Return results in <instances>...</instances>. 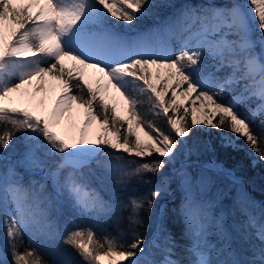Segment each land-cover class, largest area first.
Masks as SVG:
<instances>
[{
	"label": "snow or ice",
	"instance_id": "snow-or-ice-1",
	"mask_svg": "<svg viewBox=\"0 0 264 264\" xmlns=\"http://www.w3.org/2000/svg\"><path fill=\"white\" fill-rule=\"evenodd\" d=\"M169 7L175 11L161 28L132 40L117 34L115 24L109 26L119 22L134 28ZM161 32L180 43L178 53L173 55L167 42L153 43ZM65 60L73 62L71 68ZM89 69L99 74L95 87L86 79ZM49 78L60 82L54 97L48 96ZM112 90L123 99L127 117L120 115ZM139 95L148 97L170 131L145 120ZM77 108L83 110L79 124L73 123ZM95 126L99 133L93 137ZM210 130L219 133L218 143L205 142L204 150L228 158L243 153L253 168L264 167V0L244 5L233 0L224 8L177 7L168 0H0V160L10 161L0 173V208L12 264H69L46 260L35 248L17 251L25 233L59 239L83 264H185L171 258L179 247L172 234L160 236L167 232L163 202L172 196L174 183L182 193L177 214L190 241L187 264H264V204L257 208L239 196L226 212L227 193L207 198L214 180L204 169L239 183L234 172L215 161L189 162L200 155L197 133ZM169 165L173 168L165 173ZM85 169L101 187L108 182L112 191L132 194L118 204L103 200L83 180ZM25 175H40L52 187L46 192L44 183L37 188L32 179L33 203L27 207L20 196L27 191ZM65 201L80 215L129 209L130 231L122 238L99 239L92 227L73 220L61 235L49 210H59ZM141 212L157 222L151 241L135 230ZM236 212L244 219L229 225V214ZM149 247L161 248L163 259L149 258Z\"/></svg>",
	"mask_w": 264,
	"mask_h": 264
},
{
	"label": "trees",
	"instance_id": "trees-1",
	"mask_svg": "<svg viewBox=\"0 0 264 264\" xmlns=\"http://www.w3.org/2000/svg\"><path fill=\"white\" fill-rule=\"evenodd\" d=\"M164 10V11H163ZM160 14V15H159ZM167 14V10L163 9L158 13V17ZM142 103L139 105V110L143 114L144 118L148 122L154 123L157 127L164 131H170L167 120L163 115L157 116L155 115L153 109L148 104V99L139 98ZM171 114V113H170ZM219 134H204L203 132H198L196 135V140L194 143L200 149V155L197 157L195 155L189 157L190 162H219L224 164L229 170L233 171L236 176L243 178V181L239 183H233L232 179L224 175L223 173H216L215 171L204 169L208 176H211L214 180L213 185L207 193L208 199H213L215 194L219 192L227 193L225 198L222 201V206L226 204L229 205L228 209H230V205H232L238 198L239 189L247 188L245 191L248 194H251V191L254 190L261 194H264V167L257 166L253 168L249 161H247L246 156L243 153L235 154L233 153L231 158L225 156L222 152H213L206 151L203 149V145L205 142L216 145L218 143L217 137ZM191 139V138H189ZM191 146V145H190ZM12 157L18 158L16 155ZM184 159L181 156L175 164V167L180 166V162ZM239 161V164L235 162ZM1 165L5 168L9 163L3 160H0ZM173 168V165H169L164 172L170 173ZM199 170V169H198ZM84 176L83 180L89 184L90 188H95L99 191L100 196L103 200L110 202L112 204H118L121 200L126 201L127 197L131 195V192H119L112 191V185L108 182H105L104 187H101L100 182L96 177L90 175L87 172V169L83 170ZM33 179L38 181L36 187H39V183L45 184V191L51 192V182H45L44 179L40 176H35ZM23 187L27 189V191H21L20 196L22 203L27 207L32 205L33 200V188L31 185V181L25 177L22 181ZM172 196L168 197L163 203L167 208V212L163 217L162 223L163 227L167 230V232L160 233V236L166 235L167 233H171L179 247L174 250V253L171 258L173 259H183L185 264H187L188 259H190V255L185 251V248L190 245V241L187 240L184 236V224L179 217L178 210L181 204L182 196L178 192L175 183L171 186ZM141 192L146 191V188H141ZM215 192V193H214ZM231 194L230 198L227 196ZM232 199V200H231ZM13 206H11V209ZM176 209L177 211H173ZM221 210L220 207L214 209V212H219ZM130 214L129 209H120L119 211L111 212L107 215L101 214L99 216L95 214H78L71 205L65 201L62 207L59 210L50 209L49 210V218L56 221L57 231L63 235L65 227H71V222L73 220L78 221L79 227L88 228L92 227L96 233L97 238L103 239L104 236H111L122 238L127 236L130 229L128 224V216ZM140 218L142 223L139 226H134L135 230L140 232L146 241H148L151 237L154 236L157 230V222H154V217L149 216L147 212H141ZM38 230L37 225H33L31 228L32 234H35ZM22 242H17V251L23 253L26 249L35 248L37 251L46 259V260H57V261H68L69 264H83L82 258L76 252V250L68 247L63 244L59 239L55 241H49L46 237L39 235L32 238L29 233H25L22 236ZM157 243L163 244L162 239H158ZM146 252H149V258L162 260L164 257V253L161 248H146ZM0 261L6 262V264H12V253L8 247V244L4 246V255L0 257Z\"/></svg>",
	"mask_w": 264,
	"mask_h": 264
},
{
	"label": "rangeland",
	"instance_id": "rangeland-1",
	"mask_svg": "<svg viewBox=\"0 0 264 264\" xmlns=\"http://www.w3.org/2000/svg\"><path fill=\"white\" fill-rule=\"evenodd\" d=\"M235 2H237V3L241 4V5H244V4H246L247 0H235ZM168 3L173 4V5H176L177 7H179L181 5H184V4H192V5H200V4H203V5L207 6L209 3H212V4L216 5L219 8H224V7L231 6V4L233 3V0H168ZM163 9L167 10V14L166 15L164 14L163 16H160V17H149V18H145L138 25H136L134 28H133V26H126V25H124L122 23H119V22H110L109 26L111 27L113 24H115L116 26L113 28V30L117 34H119L121 37H123L125 39L132 40V39L136 38V36H137L138 33H144V32H147L149 30H152V29L161 28L163 26L164 22L167 21V19L169 18V16L175 11L174 8H170V7L169 8H163ZM161 10L162 9H160L159 12H161ZM165 42H167V43H169L171 45L172 52L175 49L176 45H179L180 44L176 40L170 39L168 37V35L165 34V33H163V32H161L158 41H153L154 44H162V43H165ZM257 51H259L258 48H257ZM65 65H66V67L71 68L72 65H73V62L71 61L68 64L65 63ZM153 71H155V70H153ZM98 75L99 74L94 73L93 70H91V69L86 70V72H85L86 79L90 83H92L94 87H95V81H96V78H97ZM170 95H171V93H169V96ZM138 98H146V99H148V97L145 96V95H139ZM165 99L167 100L168 97H166ZM199 103L200 102L198 101L197 102V106H199ZM148 104H149V106L152 107L154 113L156 111H158V110L154 109V107L151 104V102H150L149 99H148ZM187 104H188V106H190L191 105V101H188ZM200 114L201 113H199V112L197 113V115H200ZM203 133L205 135L206 134L208 135L210 133H214L215 135L216 134H219V133L215 132V130H210L209 132H203ZM140 135H141V138L143 140H146L147 139L146 137H144V135H143L142 132L140 133ZM12 158L13 159H16L15 157H12ZM246 159H247V157H246ZM247 161H248V159H247ZM198 163H205V162H198ZM4 171H6V167L4 168L1 165V163H0V173H3ZM35 176H37V175H35ZM35 176L29 177L28 175L27 176L25 175L24 178L26 177L28 179V181H31ZM176 188H177V186H176ZM246 189L247 188L239 189L238 190L239 191L238 197L239 196L246 197L249 202L255 203L257 205V208H258L259 204H264V194H261L259 192L254 191V190L251 191V194H248L245 191ZM178 192L180 193V196H182V193L179 190H178ZM230 197H231V194L229 193V195L227 196V198H230ZM32 203H33V200H32ZM62 205L59 207V209L62 207ZM232 206L233 205H232V202H231L230 207H232ZM228 207H229L228 204H226L225 206H223L224 210L226 212H229L230 213L231 208L228 209ZM9 209L12 210L11 209V205L9 206ZM53 209H55V208H53ZM217 213H219V212H217ZM243 219L244 218L240 215L239 212H236L235 215L229 214V216H228V224L231 225L232 223H240ZM2 221H3V209L0 208V257L4 255V246L7 243V239H6L5 234H4V229L2 227ZM256 243L258 244L259 242L256 241ZM237 246L238 247H241L239 244ZM246 247H247L246 245L243 246V248H246ZM149 255H150V253H149ZM243 255L249 256V255H251V253H249L247 251H244L243 252Z\"/></svg>",
	"mask_w": 264,
	"mask_h": 264
},
{
	"label": "bare ground",
	"instance_id": "bare-ground-1",
	"mask_svg": "<svg viewBox=\"0 0 264 264\" xmlns=\"http://www.w3.org/2000/svg\"><path fill=\"white\" fill-rule=\"evenodd\" d=\"M180 50H181V45L180 44L176 45V47L173 50L172 54L175 55ZM70 62L71 61H69V60H65L64 61V63H66V64H68ZM60 90H61L60 82L59 81H53V80H51V78H49V93H48V96L49 97H54L55 95H58L60 93ZM110 96L115 97L116 98V102L120 105V107H119L120 115L127 117V113L125 111V107L126 106L123 103V99L119 96V93H116L115 90H112V92L110 93ZM38 99H40V98H38ZM111 102H113V101L110 100V103ZM46 108L47 109L51 108L50 101H48L46 103ZM82 114H83V110L82 109H79V108L75 109L73 123L79 124L80 120L82 119ZM65 127L68 129L69 133L71 134V131H72L71 124L66 122ZM98 133H99V127L95 126L94 129H93V132H92L93 137H95ZM104 264H107V261H105Z\"/></svg>",
	"mask_w": 264,
	"mask_h": 264
},
{
	"label": "water",
	"instance_id": "water-1",
	"mask_svg": "<svg viewBox=\"0 0 264 264\" xmlns=\"http://www.w3.org/2000/svg\"><path fill=\"white\" fill-rule=\"evenodd\" d=\"M12 160L14 161L15 159H12ZM6 162L10 163V161H6ZM211 163H212V162H211ZM211 163H198V162H197V164H198V165H201V166H202V165H208V164H211ZM216 163H217V164H222V163H219V162H216ZM223 165H224V164H223ZM224 166H225V165H224ZM177 168H178V167H177ZM225 168H227V167L225 166ZM21 172H22V170H21ZM234 174H235V173H234ZM26 176H27V175H26ZM39 176H40V175H39ZM235 176H236V175H235ZM236 178L238 179L239 182L243 181V178H241V177L236 176ZM166 206H167V205H166ZM156 232H157V230H156ZM152 238H153V237H151L148 241H151ZM146 242H147V241H146Z\"/></svg>",
	"mask_w": 264,
	"mask_h": 264
}]
</instances>
